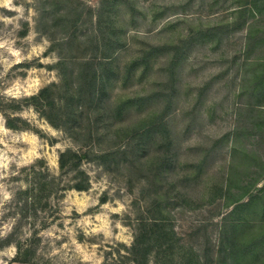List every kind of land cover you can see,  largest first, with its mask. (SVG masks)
Wrapping results in <instances>:
<instances>
[{"label":"rangeland","instance_id":"374dc122","mask_svg":"<svg viewBox=\"0 0 264 264\" xmlns=\"http://www.w3.org/2000/svg\"><path fill=\"white\" fill-rule=\"evenodd\" d=\"M106 1L50 0L54 14L45 34L39 0H0V264L112 262L118 249L124 252L122 246L133 242L138 220L150 219L145 215L148 208L152 213L166 209L165 224L175 229V239L181 245L192 247L201 257H215L220 227L233 207L226 208L225 201L201 202L207 195L203 185L195 187L190 198L179 197L181 190L170 192L166 183L155 181L152 171L128 174L120 168L84 161L83 169L91 179L89 191H66L60 198H51L37 216L29 217L22 215L14 200L18 191L28 187L34 171L48 180L59 172L60 152L86 149L85 142H75L64 130L53 128L23 102L53 83L61 85L62 58L68 60V73L74 69L76 76L84 59L120 38L123 46L116 66L123 70L112 82L108 103L114 106L120 98L150 96L155 91L169 95L168 88L157 87L168 73L160 66L172 57L180 39L202 26L239 21L230 12L233 0H220L214 9L215 0H117L118 4L110 7ZM112 28L115 34H111ZM247 29L264 30V12L249 18L245 30L225 32L223 43H194L185 53L187 60L181 65L174 90L176 110L168 122L178 134V165L198 163L212 151L203 176L207 182L219 178L231 161L243 159H247L243 166L249 164V169L241 174L242 181L264 173V126L254 130L249 113L239 112L245 101V97H237L243 90L242 73L237 74L232 62L244 50ZM155 47L165 51L150 58L144 75L138 70L126 74L128 63ZM257 55H264V46L256 49ZM199 94H204L203 105L192 121L188 114ZM138 117V113L132 115L134 120ZM7 119L21 129L8 128ZM111 143L105 140L88 149L97 153ZM263 187L264 179L257 188ZM232 193L238 195L240 190L235 188ZM155 201L162 206L154 205Z\"/></svg>","mask_w":264,"mask_h":264},{"label":"trees","instance_id":"16d2710c","mask_svg":"<svg viewBox=\"0 0 264 264\" xmlns=\"http://www.w3.org/2000/svg\"><path fill=\"white\" fill-rule=\"evenodd\" d=\"M49 1L38 2L41 8L40 25L45 34L44 30L50 29L49 20L54 14ZM105 3L110 7L117 5L118 1L107 0ZM218 4L220 0H215L211 8L214 9ZM232 4L234 7L230 12L239 21L191 30L180 39L172 57L160 66L162 71L167 68L168 73H165V81H159L157 87L161 90L168 88L169 95H160L155 91L150 96L120 98L114 106L108 103L112 82L123 70L116 66L117 53L123 46L120 38L116 39V43L108 41L96 56L84 59L80 64L81 71L76 76L74 69L72 74L68 73L71 70L67 67L68 60H60L63 76L61 85L53 83L38 94L24 98L23 102L25 106L33 107L53 128L64 130L75 142H85L86 149L69 148L60 152L59 172L49 180L38 171L30 175L28 187L18 191L14 197L24 217L37 216L39 211L49 205L51 198H60L66 191H89L91 179L83 169L84 161H93L104 168H120L128 174L152 171L155 181L166 183L170 192L181 190L178 191L179 197L190 198L195 187L203 185L207 195L201 202L212 205L225 201L226 208L233 207L220 227L215 257H201L192 247L181 245L175 239V229L165 224L167 219L164 214L168 216L166 209H155V213H152L148 208L145 215L151 217L138 220L131 245L122 246L124 252L118 249V257L112 262L106 259L103 264H124L126 261L128 264H264V187L257 188L264 179V173H259L251 181H242L241 174L249 169V164L243 166L247 160L243 159L239 163L231 161L219 178L205 181L203 176L209 167L208 154L212 151L206 152V156L198 163L180 167L176 151L178 134L169 127L168 122L176 110L174 90L178 85L181 65L187 60L185 53L190 47L194 43H223L225 32L245 30L249 18L264 12V0H233ZM114 32L112 28L111 34ZM263 46L264 30L247 29L244 50L232 59L237 66V74L242 73L243 90L237 97H245V101L242 104L238 102L241 105L239 112H245V115L249 113L247 118L253 122L251 126L254 130L264 126V55L256 56V49ZM161 50L165 51L164 47L142 52L140 57L128 63L126 74L138 70L139 75H144L150 68V58ZM201 93H204V89ZM203 98L204 94L195 98L194 108L188 114L190 120L194 121L195 116L197 119ZM143 111L146 113L142 114ZM134 113L140 117L132 119ZM6 124L10 129H21L11 119H7ZM105 140L112 142L107 149L97 153L94 149H88L92 144ZM246 157L250 159L251 155ZM40 164H44L43 161ZM32 169L35 170V166ZM66 177L70 179L64 183ZM242 182L244 185L239 186ZM235 188L240 190L238 195L232 193ZM102 203H106V199ZM153 204L162 206L157 201ZM23 262L28 263L26 260Z\"/></svg>","mask_w":264,"mask_h":264}]
</instances>
